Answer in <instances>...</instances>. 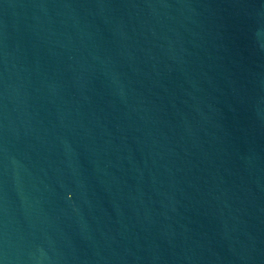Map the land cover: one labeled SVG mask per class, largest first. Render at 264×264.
<instances>
[{
    "label": "water",
    "instance_id": "water-1",
    "mask_svg": "<svg viewBox=\"0 0 264 264\" xmlns=\"http://www.w3.org/2000/svg\"><path fill=\"white\" fill-rule=\"evenodd\" d=\"M0 264H264V0H0Z\"/></svg>",
    "mask_w": 264,
    "mask_h": 264
}]
</instances>
